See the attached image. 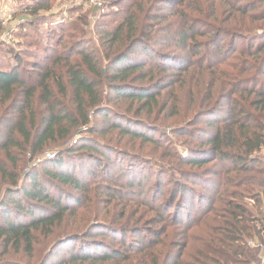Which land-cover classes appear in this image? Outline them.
Returning <instances> with one entry per match:
<instances>
[{
    "label": "trees",
    "instance_id": "1",
    "mask_svg": "<svg viewBox=\"0 0 264 264\" xmlns=\"http://www.w3.org/2000/svg\"><path fill=\"white\" fill-rule=\"evenodd\" d=\"M16 1L0 264H259L264 0H103L67 24Z\"/></svg>",
    "mask_w": 264,
    "mask_h": 264
},
{
    "label": "rangeland",
    "instance_id": "2",
    "mask_svg": "<svg viewBox=\"0 0 264 264\" xmlns=\"http://www.w3.org/2000/svg\"><path fill=\"white\" fill-rule=\"evenodd\" d=\"M100 1H101V3L103 2V0H100ZM16 3H17L16 0H0V17H1V14L3 13V18H5V20H8L12 16V13H14L17 10ZM79 6L83 7V9H84L83 11L84 12H86L87 10H90L89 16H90L91 20H95V18L98 16V13H101L92 4V0H57L54 3V5L51 8V10L48 11L47 13H45L44 15L48 19H51V21L53 22L52 24L61 23V22H59V20L62 19V18L66 19L64 24H67V23L70 22L71 19L74 18L73 13L71 12L72 9L77 8ZM13 26H14L13 22H11V21L8 22L5 25V29L7 30L6 32H8L10 29H12ZM6 32H4L3 35ZM14 49H15V51L19 50L18 46L14 47ZM178 141H179V139L173 138L172 144H175ZM70 144H71V142L65 143L62 146L55 147L52 150H47V151H44V152L36 155L33 159H30V163L28 164V166H30V167H31V165L35 166L38 162L44 160L45 156L47 154H55V155H57L61 150H63V148H67L68 146H70ZM62 256L63 255L61 254L60 256L53 257L52 258V262L57 263ZM258 256H259L258 260H260L262 258V255L260 253H258Z\"/></svg>",
    "mask_w": 264,
    "mask_h": 264
},
{
    "label": "built area",
    "instance_id": "3",
    "mask_svg": "<svg viewBox=\"0 0 264 264\" xmlns=\"http://www.w3.org/2000/svg\"><path fill=\"white\" fill-rule=\"evenodd\" d=\"M92 4L95 6V8L97 9V10H99L101 13L103 12V8H102V3H101V1L100 0H92ZM66 21V19L65 18H62V19H60L59 20V22H61V23H64ZM58 22V23H59ZM20 23H22V21H20ZM13 32L12 31H8V32H6L2 37H1V39H0V41L4 44V45H6V46H11L12 48H14V41H15V39L13 38V34H12ZM54 156H55V154H47L46 156H45V159H53L54 158ZM263 248H260L259 246H257V251H258V253H260L261 252V250H262ZM259 264H264V258H261L260 260H259Z\"/></svg>",
    "mask_w": 264,
    "mask_h": 264
},
{
    "label": "crops",
    "instance_id": "4",
    "mask_svg": "<svg viewBox=\"0 0 264 264\" xmlns=\"http://www.w3.org/2000/svg\"><path fill=\"white\" fill-rule=\"evenodd\" d=\"M260 254L262 255V258H264V248L261 250Z\"/></svg>",
    "mask_w": 264,
    "mask_h": 264
}]
</instances>
